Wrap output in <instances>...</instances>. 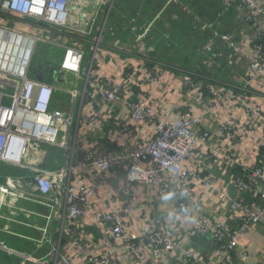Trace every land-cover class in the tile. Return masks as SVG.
I'll return each instance as SVG.
<instances>
[{"label": "built area", "instance_id": "built-area-1", "mask_svg": "<svg viewBox=\"0 0 264 264\" xmlns=\"http://www.w3.org/2000/svg\"><path fill=\"white\" fill-rule=\"evenodd\" d=\"M84 1L95 10L76 8L79 22L72 23L71 0H0V237L32 246L16 249L4 240L0 251L17 264H157L176 252L186 264H236L241 240L264 222V207L241 199L264 200V166H245L232 182L236 197L195 166L214 171L237 163L247 138H259L264 150V0H221L249 28L242 38L207 22L195 0H165L192 20L188 42L200 39L187 53L165 13L150 18L156 0H137L131 14L123 0ZM161 45L168 56L183 53L188 70L176 74L173 58H156ZM217 45L246 61L242 81L217 77ZM45 46L63 50L53 77L72 75L75 89L32 76ZM5 47H13L8 63ZM174 87L183 99L163 113L162 98ZM222 112L216 135L205 115ZM14 171L22 173L8 175ZM139 191L149 214L172 203L171 221L149 218L134 230L129 219ZM227 212L236 229L219 218ZM184 234L210 238V257L183 242ZM242 254V263L252 259Z\"/></svg>", "mask_w": 264, "mask_h": 264}, {"label": "crops", "instance_id": "crops-1", "mask_svg": "<svg viewBox=\"0 0 264 264\" xmlns=\"http://www.w3.org/2000/svg\"><path fill=\"white\" fill-rule=\"evenodd\" d=\"M91 3V2H89ZM88 3L85 2L84 7L90 9L91 11L95 10L94 5L90 8L87 6ZM165 4V3H164ZM195 5H197L198 11L204 19L207 22L215 23L217 28L220 29L222 32L231 33L236 37L242 38V36H245L249 34V28L245 25H243L237 15V11L235 9H231L229 11H225L224 7L222 5L221 0H195ZM130 7V6H129ZM161 6H159L160 8ZM136 8V7H135ZM134 8V9H135ZM154 11L151 10V17L158 18ZM174 31V28H173ZM187 40V39H186ZM188 41V40H187ZM185 42L181 45L182 50H185L189 48L188 42ZM52 48L54 51L52 62L49 63H42L43 65L37 66L35 68V71H47L50 73L51 76V82L47 81V77L43 76L40 77V79L44 80L47 83H50L52 85H55L59 88H66L67 85L71 82L72 75H66L63 74L59 75V77L55 78L53 77L56 73V70L59 69L61 65V59L57 58L58 52H62L63 50L59 47H48ZM217 48L220 52L221 59L220 64L222 66L221 69L216 71L217 77L225 81L226 83H238L239 81H242L245 78V75H247V71L250 72V69L248 65L246 64V61L244 59H241V57L236 58L235 55H233L230 51L225 49L221 45H217ZM107 55H110L111 53H106ZM183 56V53H181ZM56 56V58H55ZM184 60V57H182ZM176 60H179L182 62V59L178 56H175ZM50 66V67H49ZM112 68L113 64H110L107 66V68ZM106 67H100V71L104 70ZM102 72V71H101ZM179 82V81H178ZM63 86V87H61ZM177 89L174 87L172 89V92L166 96H163L162 98V112L167 113L171 112L173 107L176 105V101L179 103L182 101L183 97L182 95L178 94ZM262 100V97L260 98ZM193 109L197 110V106H193V103L191 104ZM200 114H202L201 110L198 109ZM234 117L239 115L243 117V114L241 113H233ZM227 114L218 113L215 115H205V122L208 124V126L213 129L214 133L217 135V130L219 127V123L222 119H225ZM107 137H108V133ZM102 139H105V137L102 135ZM110 141H116L115 137L109 138ZM216 141L213 140L211 146H215ZM237 163L227 164V163H221L220 166L215 168L214 171H210L207 168H203L202 165L195 166L198 168L201 172V175L204 178H208L210 176H213L217 181L218 185L220 187H223L226 189L228 194H230L232 197H236V190L232 186L233 180L238 177H243L245 166L252 167L254 164L264 166V150H262L259 147V138H247L245 139L240 145L237 147ZM16 173H22L20 171H14ZM244 204L251 207V208H262L264 207V200H262L260 197L252 195V194H246L241 197ZM149 202L148 197L145 195L143 191L138 192L137 202L133 201L134 203V212L132 213L129 223L131 227L136 230L139 227H142L144 222L147 219H151L154 223H166L171 221V205L172 203L166 202L162 203L161 205H156L155 207V214H149L145 211V206ZM150 203V202H149ZM207 209L214 210L215 208V199H209L206 202ZM219 218L226 223L230 228L236 229L238 226V223L233 221L231 219V214L229 212L222 213L219 215ZM156 221V222H155ZM90 226V224H89ZM91 227L86 228L87 232H90ZM95 237H99L98 233H95ZM7 240V245H10L11 247H15L16 249H23V250H30L32 246L29 243H20L19 241L13 239V238H3L0 237V241ZM181 240L185 243H187L188 246H191L201 253L204 252L205 258L208 259L211 255V253L214 250V245L211 242L210 238L201 236V235H194L191 236L189 234H184L181 237ZM243 252H249L252 254V259L250 261H247L245 263H242L244 259L242 258ZM264 256V222L260 225L254 226L250 228L247 235L241 240L239 247L236 250L235 253V260L237 261L236 264H263L262 257ZM185 261L182 260L181 254L179 252L172 253L171 255H166L160 262H157V264H186ZM17 259L10 257L6 253L0 251V264H17Z\"/></svg>", "mask_w": 264, "mask_h": 264}, {"label": "trees", "instance_id": "trees-1", "mask_svg": "<svg viewBox=\"0 0 264 264\" xmlns=\"http://www.w3.org/2000/svg\"><path fill=\"white\" fill-rule=\"evenodd\" d=\"M122 3L124 4V6H125V8L129 14H131L132 11L134 10V8L138 6L137 0H123ZM128 3L131 4V7L128 6ZM164 3H165V0H156L153 3H150L148 5L149 6L148 14L152 20H153V18L151 17V13H152L151 10H156L157 8L159 9V6L164 5ZM154 12L157 13L158 11H154ZM173 14H176L178 16V20H176L177 22L173 21V18H172ZM165 17L170 22L172 21V28H174V31L172 32V36H173V39L175 40V43L178 45H182L183 43H185L189 39L188 31H189V27H191V25H192V20L188 16H186V14H184L182 12V10L180 9V7H178V6H173V9L171 12L169 11L168 13H165L163 18H165ZM188 45H191V46L196 48V47H198L197 45H200V39H196L195 41L188 42ZM191 49L192 48H187L183 51H184V53H187V52L191 51ZM158 51H159V49H158ZM167 54H168V50H166V49L164 50V45H161L159 54H158V56L155 55V57L159 58L161 56L162 58H167V59L173 58L174 65L178 66V68L180 67L179 68L180 70L173 69L176 74L179 72H183L185 70H188V67H187L188 65L184 64V61L182 58L184 56L181 55L179 50H176V51L170 53L169 56ZM175 56H178L179 58H181L182 62H180L179 60H176ZM185 59H186V57H185ZM190 68H191V71H194L193 69L195 68V66H192ZM31 74H32V76L33 75L39 76V75L44 74V76L47 77L46 80L51 82L50 74L47 75L43 71H39V70L34 71L33 70V72Z\"/></svg>", "mask_w": 264, "mask_h": 264}, {"label": "rangeland", "instance_id": "rangeland-1", "mask_svg": "<svg viewBox=\"0 0 264 264\" xmlns=\"http://www.w3.org/2000/svg\"><path fill=\"white\" fill-rule=\"evenodd\" d=\"M84 4H85V1L84 0H71L70 7H69V13H70V20H71L72 23L73 22H79V21H77L78 19L75 17V10H76V8L85 9ZM87 6L91 8L93 5H92V3H88ZM172 9H173V6H170V5H167V4L162 5L159 8V12L156 14V16H160V15H162L164 13H168L169 11L171 12ZM53 54H54V51H53L52 48H49L48 49V46L39 47L38 50H37V53H36V57L33 60V63H32V66H31V73L33 72V70L37 66H40L41 63H49L50 64L52 62ZM62 54H63L62 52H58V54L56 55L57 58L58 59L59 58L61 59ZM56 56H55V58H56ZM43 72H45L47 75L50 74L47 71H43ZM39 76L40 77H43L44 74L39 75ZM71 82L72 83H69L67 85V89L66 88H63V89H65V90H73V89H75L76 82L74 81L73 78H71ZM81 85H82V83H80V87L78 88L79 90H81ZM61 87H63V86H61ZM65 98L67 99L68 97H65ZM78 107L79 106L76 105L77 110H78ZM52 152L54 154H57L58 156L60 155L59 151H57L56 149H52ZM8 175H11V176H19L21 174L16 173V172H12V173H9Z\"/></svg>", "mask_w": 264, "mask_h": 264}, {"label": "bare ground", "instance_id": "bare-ground-1", "mask_svg": "<svg viewBox=\"0 0 264 264\" xmlns=\"http://www.w3.org/2000/svg\"><path fill=\"white\" fill-rule=\"evenodd\" d=\"M1 48V47H0ZM12 49H13V47H10V48H8V47H5L4 49H1V51H3V53H4V51H6L3 55H2V57H5V59L7 60V62L6 63H8L9 61H10V59H11V57H12Z\"/></svg>", "mask_w": 264, "mask_h": 264}]
</instances>
